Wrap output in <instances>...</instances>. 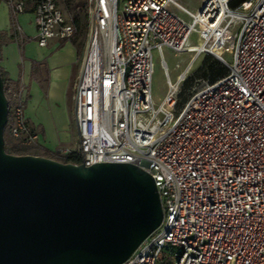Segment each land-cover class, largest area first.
Returning a JSON list of instances; mask_svg holds the SVG:
<instances>
[{
  "label": "built area",
  "instance_id": "1",
  "mask_svg": "<svg viewBox=\"0 0 264 264\" xmlns=\"http://www.w3.org/2000/svg\"><path fill=\"white\" fill-rule=\"evenodd\" d=\"M200 1L192 13L177 0H85L87 52L72 111L78 142L57 157L131 164L152 178L161 225L122 264H163L165 254L172 264H264V0ZM29 2L38 47L74 37L55 0ZM7 3L14 16L25 12L23 1ZM164 50L211 56L226 74L185 102L166 74L155 106L153 53ZM10 97L11 136L31 146L37 137L20 92Z\"/></svg>",
  "mask_w": 264,
  "mask_h": 264
},
{
  "label": "water",
  "instance_id": "2",
  "mask_svg": "<svg viewBox=\"0 0 264 264\" xmlns=\"http://www.w3.org/2000/svg\"><path fill=\"white\" fill-rule=\"evenodd\" d=\"M8 113L0 75V264H122L159 228L149 174L9 154Z\"/></svg>",
  "mask_w": 264,
  "mask_h": 264
},
{
  "label": "crops",
  "instance_id": "3",
  "mask_svg": "<svg viewBox=\"0 0 264 264\" xmlns=\"http://www.w3.org/2000/svg\"><path fill=\"white\" fill-rule=\"evenodd\" d=\"M55 3L58 7L60 0ZM0 32L7 38L14 36L0 50V68L24 102V118L37 137L31 146L56 155L72 151L70 117L87 34L83 39L76 33L69 41L51 40L47 47L40 48L32 8L14 16L6 1L0 2Z\"/></svg>",
  "mask_w": 264,
  "mask_h": 264
},
{
  "label": "rangeland",
  "instance_id": "4",
  "mask_svg": "<svg viewBox=\"0 0 264 264\" xmlns=\"http://www.w3.org/2000/svg\"><path fill=\"white\" fill-rule=\"evenodd\" d=\"M179 4L183 7L187 8L189 11L194 13L199 5L201 4L200 0H177ZM84 2V0H73L71 3V11L70 13H66L64 7H62L61 3H58V7L62 10L64 15L67 17L72 16L77 19L79 23V31L76 32L79 34L81 39H83L86 34H88V26L87 21L84 14V9L81 13L74 15V7L80 3ZM185 20H188L187 16L183 13H178ZM235 31V28L232 29ZM75 37V36H74ZM190 42L193 45H197V35L194 33ZM207 59H214L208 55H197L194 53H182L175 54L170 51L164 50L163 57L159 55V53H153V76H152V99L155 106H158L166 92H167V77L170 78L172 83L179 85V94L182 99H185L191 92L199 89L206 81L209 80V76H206L202 73L201 69L204 67V64L207 63ZM165 63V65H164ZM71 130H70V142L69 148L73 151L77 147V134L75 128V122L73 120V116L71 115ZM5 140L9 141L11 136L5 134ZM31 148L33 146H30ZM30 152H35L33 149ZM163 260V264H172L174 262L173 257L165 254L161 256Z\"/></svg>",
  "mask_w": 264,
  "mask_h": 264
},
{
  "label": "trees",
  "instance_id": "5",
  "mask_svg": "<svg viewBox=\"0 0 264 264\" xmlns=\"http://www.w3.org/2000/svg\"><path fill=\"white\" fill-rule=\"evenodd\" d=\"M2 1L8 2V0H0V2H2ZM20 1H23L26 4V9H30L31 5H30L29 0H20ZM244 1H246V0H236L235 5L240 4ZM72 2H73V0H60L62 7H64V10L68 14L71 11V3ZM85 6H86L85 0H84V2L76 5L74 7V15L81 13L84 9V14H85V18H86L87 26H88V18L86 15ZM32 11H33V9H32ZM68 18H70L72 20V22L74 23V25L76 27V32H78L79 31V23H78L77 19L73 18L72 16H69ZM9 39L13 40L14 36H11V38H7V35L5 33L0 32V50L4 45H6L10 41ZM207 60H208L207 63L204 64V67H202V69H201L202 73H204L206 76L210 77L209 80L206 82H214V81L222 78L223 76H225L226 69L221 65V63H219L215 58L214 59H207ZM0 75H1L3 83H4L5 94H6L7 99H8V106H9L8 118H9V114H10V110H11V106H12L10 95L14 92L17 93V88L11 83V81L8 79L7 74L1 68H0ZM189 95L185 99H182L180 94H179V97L182 99L183 102H185L187 100V98L189 97ZM5 134L11 136L9 124L6 125ZM4 140H5V138H4ZM31 149H33L35 152H30ZM5 150L7 153L13 154V155L42 156L45 158L54 159V160L61 161L64 163L65 162L67 163L69 160L73 159V157H67V160H65V161L59 160L57 157L58 155H56V154H54L48 150H41V149H38L36 147L31 148L30 146L24 145L23 140L21 138H14L12 136H11V139L9 141L5 140Z\"/></svg>",
  "mask_w": 264,
  "mask_h": 264
}]
</instances>
